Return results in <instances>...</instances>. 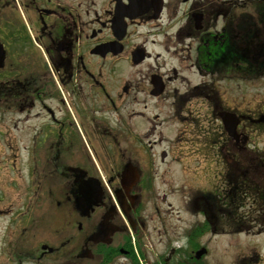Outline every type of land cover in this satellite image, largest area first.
I'll use <instances>...</instances> for the list:
<instances>
[{
  "label": "flooded vegetation",
  "instance_id": "obj_1",
  "mask_svg": "<svg viewBox=\"0 0 264 264\" xmlns=\"http://www.w3.org/2000/svg\"><path fill=\"white\" fill-rule=\"evenodd\" d=\"M2 114L28 189L22 218L0 188V264H264V0H0Z\"/></svg>",
  "mask_w": 264,
  "mask_h": 264
},
{
  "label": "rangeland",
  "instance_id": "obj_2",
  "mask_svg": "<svg viewBox=\"0 0 264 264\" xmlns=\"http://www.w3.org/2000/svg\"><path fill=\"white\" fill-rule=\"evenodd\" d=\"M191 72V71H190ZM195 74H192V76ZM6 121V114L0 115V188L8 190L9 196H12V202H13V210L15 211V214L17 217H24L25 209L22 207L23 201L26 199V192L28 189V181H27V168H26V159H25V150H24V143H22L21 140L18 139V132L11 131L12 136V144L13 148L10 154V150L7 149V143H8V135L6 128L4 125ZM7 126V125H6ZM9 131V130H8ZM5 144V146H4ZM10 144V145H12ZM50 183L47 182V185ZM36 189L37 186H34ZM30 193V192H29ZM32 194V201H31V209L29 212L31 214L33 213L31 217V221L36 220L34 217L36 215V211H38L35 206H38L36 202L38 201V192H36V197ZM29 194V195H30ZM46 210H45V216L43 219V222L45 223V236H46V242L50 244L57 243L58 246H60L61 242H63L66 238L72 237L71 241L67 242L63 249L67 251H77L79 248V244L81 242V237L78 235V228L77 225L74 224V217L70 212V208L68 207L67 211H65V207H61L63 209V219H59L60 212H58L57 206L52 204L51 199L49 198V193L46 192ZM15 215V223L16 226H20L17 231H15L14 240L15 243H18V239L21 240L22 237V221L17 220V217ZM7 220H9V215H7ZM177 223L178 226H183L184 224L180 221H174V223ZM78 233V234H77ZM27 235L31 234V237H29V243L30 248L34 249L36 245V237H34L33 232L26 231ZM75 235H77L75 237ZM21 243V242H20ZM48 243V244H49ZM179 242H175V245H177ZM158 249H161L160 247ZM157 256L153 254L152 252H148L146 258L143 259L144 264H153V262L156 260ZM174 259L173 264H178L176 261L179 259H182V256L180 255H174L172 257V261ZM7 257H1L0 256V263L7 262ZM101 259L100 257H94L88 258V257H81L79 259H76V262H73L72 264H103L100 263ZM7 264V263H6ZM65 264H71V261H68ZM107 264H133L128 260L127 258H124L122 256H119L114 261L109 262ZM138 264V263H137ZM141 264V262L139 263ZM171 264V263H170Z\"/></svg>",
  "mask_w": 264,
  "mask_h": 264
},
{
  "label": "water",
  "instance_id": "obj_3",
  "mask_svg": "<svg viewBox=\"0 0 264 264\" xmlns=\"http://www.w3.org/2000/svg\"><path fill=\"white\" fill-rule=\"evenodd\" d=\"M85 209H86V210H89V208H88V207H86Z\"/></svg>",
  "mask_w": 264,
  "mask_h": 264
}]
</instances>
